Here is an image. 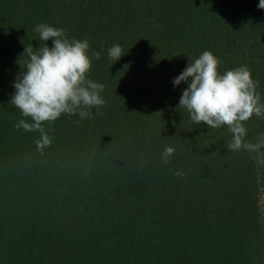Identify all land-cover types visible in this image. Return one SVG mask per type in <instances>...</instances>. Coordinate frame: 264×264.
<instances>
[{
  "label": "trees",
  "instance_id": "trees-1",
  "mask_svg": "<svg viewBox=\"0 0 264 264\" xmlns=\"http://www.w3.org/2000/svg\"><path fill=\"white\" fill-rule=\"evenodd\" d=\"M258 4L0 0V264H264V166L228 150L226 126L192 122L178 107L187 84L172 83L210 51L221 74L248 67L264 103ZM41 23L88 41L86 78L104 85L105 101L89 118L45 122L42 151L39 131L15 127L32 121L11 104L24 47L43 46ZM116 44L118 61L108 56ZM245 127L255 143L264 117Z\"/></svg>",
  "mask_w": 264,
  "mask_h": 264
},
{
  "label": "clouds",
  "instance_id": "clouds-1",
  "mask_svg": "<svg viewBox=\"0 0 264 264\" xmlns=\"http://www.w3.org/2000/svg\"><path fill=\"white\" fill-rule=\"evenodd\" d=\"M258 8L264 10V0H259ZM34 31L44 42L42 47H24L22 57H27L11 97V104L23 117H30L31 123L20 119L15 127L25 132H40L36 141L38 150L51 144L43 124L52 123L62 114L89 118L93 108L103 107L104 85L86 78L92 67L88 55L89 43L68 39L63 29L48 24H38ZM51 40L52 46L46 42ZM120 45H113L108 56L118 61L123 56ZM100 59V52H93ZM20 58V59H21ZM221 61L210 51H204L193 62L187 64L180 75L172 81L173 86L187 84L182 92L178 107L184 108L195 124L218 129L226 126L231 134L227 145L230 151L255 153L252 159L264 166V134L255 143L246 141L245 122L254 115L264 117V103L257 92L258 81H254L246 66L218 72ZM175 153V148L165 147L162 158L167 161ZM183 176L180 171L174 173Z\"/></svg>",
  "mask_w": 264,
  "mask_h": 264
},
{
  "label": "rangeland",
  "instance_id": "rangeland-1",
  "mask_svg": "<svg viewBox=\"0 0 264 264\" xmlns=\"http://www.w3.org/2000/svg\"><path fill=\"white\" fill-rule=\"evenodd\" d=\"M260 207L262 209V218L264 219V187L261 190V195H260ZM258 257V256H257Z\"/></svg>",
  "mask_w": 264,
  "mask_h": 264
}]
</instances>
